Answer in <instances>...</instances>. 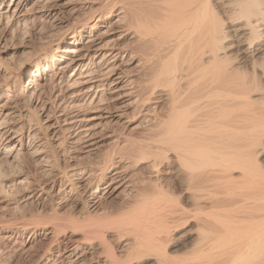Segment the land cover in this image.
<instances>
[{"label": "bare ground", "instance_id": "bare-ground-1", "mask_svg": "<svg viewBox=\"0 0 264 264\" xmlns=\"http://www.w3.org/2000/svg\"><path fill=\"white\" fill-rule=\"evenodd\" d=\"M28 23L49 41L0 57V210L35 220L0 219L8 264H264V0H0V38Z\"/></svg>", "mask_w": 264, "mask_h": 264}, {"label": "rangeland", "instance_id": "rangeland-1", "mask_svg": "<svg viewBox=\"0 0 264 264\" xmlns=\"http://www.w3.org/2000/svg\"><path fill=\"white\" fill-rule=\"evenodd\" d=\"M26 25H28L29 27L28 26L26 27ZM26 25L22 30H20L21 33L15 32L12 36H8V37L3 38V39L0 38V57L5 62H7L11 66H13L14 68H17L19 63L26 56H28L29 54H31L33 52L34 48L38 49V48H40V46H42L43 43H46V41H49V38L45 37L48 35V34H46V30H41L43 27L39 28V27H37L38 25L31 26V25H33V23H28ZM43 29H45V28H43ZM38 32H41V34ZM42 32H43V34H42ZM43 39H45L44 40L45 42L43 41ZM5 40H6V42H5ZM31 49H32V51H31ZM48 89L49 90H47L46 92H49V91L51 92V89L50 88H48ZM50 92L45 94V96H46V97H44L45 99L43 98V100H46V102L52 101V99H50L51 98ZM8 199L10 202H12V201H14L13 200L14 196L11 195V196H9ZM9 207L11 208V206L8 205L4 209L0 210V219L10 218L13 220H15V219L19 220L20 218H22V216H24L23 218H25V217L26 218L22 219V220L20 219L21 221L26 220L28 222H30V221L32 222V219L34 220V217L30 216L31 211L30 212L29 211L24 212V214H25L24 215L22 212L12 210ZM35 219H36V216H35ZM37 219H38V217H37ZM7 249H9V247ZM4 250H6V249H3V251L0 250V252H1L0 253V264H8L7 258H6V256H7L6 251H4ZM3 252H4V254H3ZM29 252L28 253H22L19 256V259H18L19 261H17L16 264H30L31 262H32L31 264H34L32 255H30V254H33L32 253L33 251L30 250Z\"/></svg>", "mask_w": 264, "mask_h": 264}]
</instances>
